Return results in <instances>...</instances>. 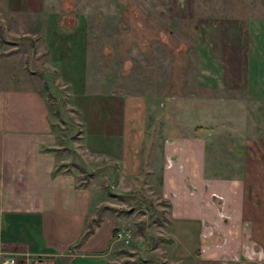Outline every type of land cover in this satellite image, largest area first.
Returning <instances> with one entry per match:
<instances>
[{
    "label": "rangeland",
    "instance_id": "374dc122",
    "mask_svg": "<svg viewBox=\"0 0 264 264\" xmlns=\"http://www.w3.org/2000/svg\"><path fill=\"white\" fill-rule=\"evenodd\" d=\"M261 31L264 0H0V82L44 95L77 184L92 179L96 204L129 234L112 233L121 264H164L162 142L200 133L209 172L240 174L259 159L264 104L242 82ZM100 100L121 101L107 113L139 132L135 155L128 133L124 158L120 137L103 134Z\"/></svg>",
    "mask_w": 264,
    "mask_h": 264
},
{
    "label": "crops",
    "instance_id": "0c3cea01",
    "mask_svg": "<svg viewBox=\"0 0 264 264\" xmlns=\"http://www.w3.org/2000/svg\"><path fill=\"white\" fill-rule=\"evenodd\" d=\"M261 35L259 52L253 45L246 53L253 66L245 70L242 84L264 104ZM100 102L107 117L103 134L120 137L116 149L123 158L131 135L135 155L139 132L123 128L124 121L113 124L110 108L119 111L121 101ZM259 147V159H245L242 172L230 174L218 167L208 171L200 133L162 142L159 192L168 208L159 235L170 239L161 243L167 250L164 264H264V139ZM72 149L85 167L80 152ZM60 153L44 95L0 82V260L12 255L16 264L118 263L109 254L118 217L103 213L113 207L96 204L93 180L77 184L73 165ZM120 170L126 173L123 162ZM103 187L113 196L109 185ZM92 215L91 231L78 239Z\"/></svg>",
    "mask_w": 264,
    "mask_h": 264
},
{
    "label": "trees",
    "instance_id": "16d2710c",
    "mask_svg": "<svg viewBox=\"0 0 264 264\" xmlns=\"http://www.w3.org/2000/svg\"><path fill=\"white\" fill-rule=\"evenodd\" d=\"M44 87H45V86H44ZM59 166H61V164L57 165V166L54 168L53 172H54V171H57V169H58ZM106 188H107V187H106ZM107 191H108V193H110V192L112 193V191H110L109 189H107ZM113 195H115V196H121V193L113 194ZM101 209H102V205L98 207L97 214L95 215L97 218H98V216H99V212H100ZM162 212H163V210H160V213H162ZM95 216L92 215V216H89V217L86 219L85 227H84V229L82 230V233L79 235L78 239H83V238H84V237H85V236L91 231V229H92V223H93V221H94L95 218H96ZM139 228H141V230H142L141 225H139ZM115 230H116V227L113 229V233L115 232ZM156 237H157V240L160 241V242H169V241H170L169 238L163 237V236H161V235L156 236ZM140 263L143 264V263H144V259H141V260H140ZM115 264H121V263L118 262V263H115ZM128 264H134V262H133V261H130V262H128Z\"/></svg>",
    "mask_w": 264,
    "mask_h": 264
},
{
    "label": "built area",
    "instance_id": "2783aa9c",
    "mask_svg": "<svg viewBox=\"0 0 264 264\" xmlns=\"http://www.w3.org/2000/svg\"><path fill=\"white\" fill-rule=\"evenodd\" d=\"M124 229H116L113 238L115 241H120L127 243L129 239V234ZM0 264H16V258L11 255H6L4 258L0 260Z\"/></svg>",
    "mask_w": 264,
    "mask_h": 264
}]
</instances>
